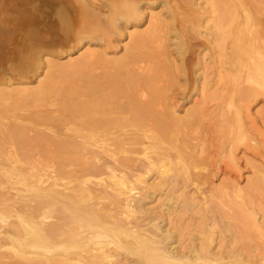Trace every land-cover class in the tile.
I'll return each mask as SVG.
<instances>
[{
	"label": "bare ground",
	"instance_id": "6f19581e",
	"mask_svg": "<svg viewBox=\"0 0 264 264\" xmlns=\"http://www.w3.org/2000/svg\"><path fill=\"white\" fill-rule=\"evenodd\" d=\"M97 2L0 0V264H254L211 249L237 217L264 239V162L247 154L264 157V0ZM241 151L248 187L225 170ZM148 189L181 203V220L205 210L200 243L168 247L166 213L139 221Z\"/></svg>",
	"mask_w": 264,
	"mask_h": 264
},
{
	"label": "rangeland",
	"instance_id": "374dc122",
	"mask_svg": "<svg viewBox=\"0 0 264 264\" xmlns=\"http://www.w3.org/2000/svg\"><path fill=\"white\" fill-rule=\"evenodd\" d=\"M95 2H97V0H94ZM181 1V0H180ZM189 1H194L193 2V4L195 5V7H197V9H200L201 8V11H203L202 9H205V8H209L210 6L208 5V4H206V2H205V0H202V2H201V0L200 1H197V0H189ZM98 2H100V1H98ZM97 2V3H98ZM197 3H199L198 5H196ZM201 3V4H200ZM100 4H101V2H100ZM159 4L160 3H155L154 4V6H152V7H148L150 10H152L153 12L156 10V12L158 11V12H162L163 10L165 11V9H163V7H162V5H160L159 6ZM205 4V5H204ZM202 5V6H201ZM201 6V7H200ZM209 6V7H208ZM203 7V8H202ZM149 9H147L146 10V14H145V16H147V17H149V14H150V10ZM162 10V11H161ZM163 11V12H164ZM184 11V10H183ZM186 11V10H185ZM204 12V11H203ZM205 13H206V15H205ZM205 13L204 14H202V15H204V18H207V19H209L210 18V13L208 12V11H206L205 10ZM208 14V15H207ZM147 21H145L144 20V22L142 21L141 22V25H140V27L139 28H144L145 26H146V23ZM211 24H212V22H210ZM204 27H205V29H204ZM203 28H202V34H203V37H204V35L206 36H208L209 35V33H211V30H208V29H206V26H204ZM131 29H133V27H131ZM235 32V31H234ZM195 33V32H194ZM195 36H196V38H197V36H198V38L197 39H199V38H202L201 36H199L197 33H195ZM210 37L209 38H211V35H209ZM117 39H119V38H117ZM120 40V39H119ZM126 40H128V39H125V38H123V40L122 41H120V43L121 44H124L125 42H126ZM124 42V43H123ZM207 45V44H206ZM95 46H98V45H95ZM94 45L92 46V47H95ZM83 49H85V47H83ZM83 49H81V50H83ZM121 48H119V49H116V50H112V51H115V53L116 52H118V51H122V50H120ZM203 51H202V54H209V48H207L206 46H205V44L202 46V48H201ZM81 50L80 51H77V49H75L74 51H72V53L71 54H68V55H64L63 57H62V59H61V63L62 62H64V61H67L70 57L72 58H74L75 56H77L78 57V55L80 54V52H81ZM207 50V51H206ZM110 51V50H109ZM173 51H175V49L173 50ZM119 53H121V52H119ZM208 57V56H207ZM206 57V59L208 60V61H210L211 59L210 58H207ZM207 61V62H208ZM5 65V63H3L2 62V64H0V66L1 67H3ZM209 66H210V71L208 70L207 72H203L204 70L200 67V69L198 70V72H200V73H205V75L206 76H208V78L209 79H212V78H214L215 79V76L214 75H216V74H214L215 72H214V70H215V67L214 66H212V63H209ZM204 67V66H203ZM208 73V74H207ZM212 74V75H211ZM5 75H7V74H5ZM210 75V76H209ZM183 76H181V80H180V82H184V80H183ZM204 77H202V79H203ZM213 81V79L209 82V83H211ZM198 91H196L195 93V96L194 97H197V102H201L202 101V99H201V95L199 96V93H197ZM177 98H179L178 97V95H177ZM200 100V101H199ZM182 103V102H181ZM185 104V105H184ZM183 105H181L180 106V109L182 110H180L181 111V114H183L184 113V111H185V108L186 107H188L190 104L192 105V102L190 103H187L186 104V102L184 103ZM217 105V103L216 102H212V109H213V115L216 113V111H217V109L215 110L214 109V107H217L216 106ZM185 107V108H184ZM262 107H264V99H262V100H259L257 103H255L254 104V106H253V111L255 112V111H262V109L260 110V108H262ZM184 109V110H183ZM205 109H207L205 106H203L202 107V110H203V112H205L206 113V111H205ZM212 115V116H213ZM205 117V116H204ZM205 119V118H204ZM205 120H207V119H205ZM216 120V119H215ZM210 120H207L206 121V123H207V126L208 127H206L205 129H204V131H205V134H206V139H207V141H210V139L212 140L213 139V137H214V135L215 134H213V133H211L210 132V130L212 131V129H215L214 127L215 126H213V124H211L212 123V121L213 120H211L210 122H209ZM209 123V124H208ZM216 124V123H215ZM260 125V124H259ZM261 127H263V125H262V123H261ZM260 127V130H262V129H264V127L263 128H261ZM209 129V130H208ZM208 130V131H207ZM194 131V130H193ZM203 131V129H198L197 131H195V132H193L194 134H196V132L198 133V132H204ZM264 131V130H263ZM213 135V137H212V135ZM263 137V139H264V133H263V135H262ZM210 137V138H209ZM194 140V139H193ZM195 141V140H194ZM211 142V141H210ZM242 148V147H241ZM215 149V146H212V147H210V150L211 151H213ZM251 152V153H250ZM253 151H249L248 153L247 152H245V153H247L249 156H251V157H253V158H256L258 161H260V162H264V157H261L260 155H258V154H256V155H254V153H252ZM243 154V152L241 151L239 154H238V156H240L241 157V159L239 160V162H240V165H241V168H240V170H237V172H236V169L235 170H232L231 171V169H229V168H226L225 170H227L226 172V175L227 176H229V178H230V180H238V182H240L241 183V185H243V186H245V187H248L249 186V184L247 183V179H248V176H252V171H253V167L251 166V164L249 165V163H247L246 162V160H244V156L242 155ZM252 154V155H251ZM223 167H225V166H223ZM250 167V168H249ZM230 170V171H229ZM224 174L225 173H223L222 175H220V174H218V176L217 177H213V179H212V184H215V185H218L220 182H221V179H222V177L224 176ZM250 176V177H251ZM157 179H159V178H157V174H155V175H153L152 177H150V179H149V181H150V183L151 182H156V180ZM191 189H193V187L191 186ZM149 190V191H148ZM147 191H148V197L146 198V199H144L143 198V200H142V202H141V204H139L140 206L139 207H141L144 211H146V215L144 216V215H142V214H140L139 213V215H141V217L139 218V221L140 220H142L143 219V222H149V220H157V217L158 216H160L161 215V212H163V213H166V215H165V217H163L162 219H161V217H160V223L162 224V228L163 229H165L164 231H166L167 229H170V227H171V229L173 230H171L173 233H171V231H170V233H169V230L167 231L168 232V234H166L167 235V239L165 240L166 241V243H167V246L168 247H170L171 248V246H173V244L176 246H174V250L175 249H184V246L186 247H190V244L192 243V240L193 241H195V242H197V243H200L201 242V237H202V235H201V230L204 228V225L202 224V222H203V220H204V216L202 215V214H198V212L200 213V212H202L203 213V211H205V210H203L202 211V208H201V210L200 211H198L199 209L198 208H195V209H192V211L190 210V211H188V215H186V216H183V218H182V220H181V217H178L179 215V213H183V211H181L182 210V204L180 203V205H179V207L176 205V207H174V206H172V208H170L171 206L169 205L168 206V204H173V203H175L176 204V202L177 201H175V202H173V203H169V202H167L168 200H166L165 198H166V196L163 194V192L164 191H153L152 189L150 190V189H148ZM154 192V193H153ZM177 198V197H176ZM175 200V199H174ZM164 203H168L167 205H165ZM143 204V205H142ZM162 204H164V205H162ZM142 205V206H141ZM227 206H226V208L225 209H228V204H226ZM168 206V207H167ZM236 206H240V204H236ZM220 208V207H219ZM219 208H216L215 210H213L214 211V213L215 214H217V217L219 218V219H221L222 218V214L223 213H221L222 212V210H221V212H220V210L219 211H217ZM163 209V210H162ZM221 209V208H220ZM224 210V209H223ZM194 211H197V212H194ZM211 211H212V209H211ZM211 211H209V213L211 212ZM225 211V210H224ZM223 211V212H224ZM227 212H228V210H226ZM225 211V212H226ZM218 212H220V213H218ZM195 213H197V214H195ZM212 213V212H211ZM210 213V214H211ZM240 213V212H239ZM190 214V215H189ZM261 214V216H260V220L263 222V229H264V214L263 213H260ZM263 216V217H262ZM195 217V218H194ZM200 217V218H199ZM203 217V220H201V218ZM145 218H147V220H144ZM170 218H171V221L172 220H174V221H177V223L179 224H177V223H173V222H171V221H169L170 220ZM166 220V221H164V220ZM162 220H163V222H162ZM222 220V219H221ZM197 223L198 224H200V225H197ZM201 224L203 225V226H201ZM242 223L238 220V217L237 218H235L234 219V223L232 222L231 224L227 221H222L221 222V224H220V226H219V228H217L216 229V232H215V241H214V243H212L213 244V247H212V251H216V252H218L219 254H221V253H226V252H228V251H230L229 253L231 254V255H235V254H237V255H239L238 253H242L243 255H246V257L248 258V260L249 261H251V262H253L254 264H263L264 263V243H263V240L264 239H260V238H263V237H259L258 235H260L259 233L260 232H257V231H246V230H248V229H245L243 232H242V234L240 233H238L239 231H240V228H239V226L241 225ZM174 225H175V227H174ZM231 225V226H230ZM233 225V226H232ZM173 226V227H172ZM199 226L201 227V230H198L199 229ZM242 226V225H241ZM221 227V228H220ZM225 227V228H224ZM179 228V229H178ZM198 228V229H197ZM223 229V230H222ZM175 230V231H174ZM237 230H239V231H237ZM250 230V229H249ZM220 231V232H219ZM241 232V231H240ZM223 233V234H222ZM208 234V233H207ZM179 235V236H178ZM246 235V236H245ZM165 236V235H164ZM174 236H176V237H174ZM193 237H194V239H193ZM166 238V237H165ZM240 239V240H239ZM177 240V241H176ZM178 246V247H177ZM179 246H181V247H179ZM187 248V249H188ZM242 249V250H241ZM231 250H235V252L234 253H232L231 252ZM234 257H236V256H234ZM120 261H121V263L122 264H143V263H141L140 261H139V256L138 255H132V254H126L125 252H123V254L121 255V257H120ZM231 262H228L227 264H237V263H239V262H241V263H243V261H239V260H230ZM256 261V262H255ZM258 261V262H257ZM140 262V263H139ZM244 264V263H243Z\"/></svg>",
	"mask_w": 264,
	"mask_h": 264
}]
</instances>
